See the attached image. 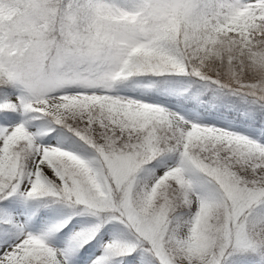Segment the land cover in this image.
<instances>
[{"label": "snow or ice", "instance_id": "6c2138e0", "mask_svg": "<svg viewBox=\"0 0 264 264\" xmlns=\"http://www.w3.org/2000/svg\"><path fill=\"white\" fill-rule=\"evenodd\" d=\"M97 245L264 264V0H0V264Z\"/></svg>", "mask_w": 264, "mask_h": 264}, {"label": "rangeland", "instance_id": "374dc122", "mask_svg": "<svg viewBox=\"0 0 264 264\" xmlns=\"http://www.w3.org/2000/svg\"><path fill=\"white\" fill-rule=\"evenodd\" d=\"M164 99H167L168 101H170L173 104H180L185 106L186 108H196L197 104L195 101L190 100V99H177V97L175 96H169V97H165ZM203 99L205 101H208L206 99L205 96H203ZM200 112L202 115H206L207 119L209 121H215L216 123H218L220 126H226L225 125V121L226 120H231L234 116L235 113H232L228 110H223L222 107L216 106L212 107L209 104H204L203 106L200 107ZM102 249L100 248L99 245H97V247L92 250L91 252L86 254V264H91V261L93 259H95L96 256L100 255Z\"/></svg>", "mask_w": 264, "mask_h": 264}, {"label": "trees", "instance_id": "16d2710c", "mask_svg": "<svg viewBox=\"0 0 264 264\" xmlns=\"http://www.w3.org/2000/svg\"><path fill=\"white\" fill-rule=\"evenodd\" d=\"M214 92L215 89H213L211 86H205L203 91V96H205L206 98H208V100H210L213 97ZM228 104H229L228 100H223V101H218L216 103V106L222 107L223 110H228L232 113H235L231 108H229ZM243 261H244V257H236L234 258L233 264H243Z\"/></svg>", "mask_w": 264, "mask_h": 264}]
</instances>
